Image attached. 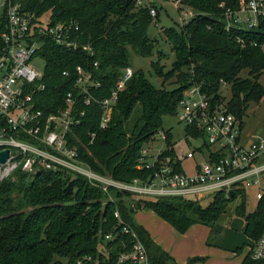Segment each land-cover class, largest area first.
<instances>
[{"label": "trees", "instance_id": "16d2710c", "mask_svg": "<svg viewBox=\"0 0 264 264\" xmlns=\"http://www.w3.org/2000/svg\"><path fill=\"white\" fill-rule=\"evenodd\" d=\"M24 2L26 10L36 15L49 13L52 23L75 20L82 33V43H90L94 49V55L89 56L81 50L68 51L47 39L43 41L38 56L44 62L46 87L36 97L37 110L50 113L64 107V97L74 85L77 65L91 71L94 79L101 83L94 95L102 99L114 86L120 71L130 68L129 49L143 57L152 55L154 41L147 31L152 18L147 8L136 5V0ZM186 3L196 17L184 26H169L164 30V38L175 55L172 69L164 74L159 64L151 65L164 80L163 84L174 76L175 88L157 89L141 70L133 71L118 95L105 130H97L98 109L94 105L84 108L85 118L74 132L84 145L78 147L80 158L96 173L122 183L148 173L138 171L135 160L142 145L161 128L163 118L174 115L182 92L189 84L191 71L195 80L204 81L205 91L216 101L220 99L217 95L220 81L229 84L231 98L226 107L240 122L241 129L248 104L258 103L264 97L259 83L264 71V34L237 30L229 33L224 29L219 4L224 3L225 8L232 10L237 8L238 0H186ZM158 6L159 13L161 6ZM156 15L158 20L159 15ZM5 21L0 18V46ZM236 35L256 46L242 48L236 43ZM93 62L98 68L91 66ZM242 71H247L246 78L240 76ZM63 72H67L68 77L63 76ZM92 131L97 134L89 144L87 134ZM170 138L167 131V144ZM238 197L241 201L235 214L244 219L245 234L255 243L264 232V199L256 201L255 210L247 213L244 191L235 192L230 198L218 192L205 207L198 201L178 197L135 202L131 195L113 189L106 195L78 175L63 178L58 173L45 171L33 176L16 173L14 181L0 183V264H78L76 261L83 257H90L92 261L83 264H94L95 260L113 264L121 251L119 241L103 243L98 232L106 233L117 223L115 210L120 212L123 222L133 228L151 264H176L152 241L145 228L135 224L136 211H152L184 234L195 224L212 229L227 203ZM242 248L234 253L239 255ZM251 249L250 246L240 264H264V260L251 259ZM199 260L192 258L189 264Z\"/></svg>", "mask_w": 264, "mask_h": 264}, {"label": "built area", "instance_id": "2783aa9c", "mask_svg": "<svg viewBox=\"0 0 264 264\" xmlns=\"http://www.w3.org/2000/svg\"><path fill=\"white\" fill-rule=\"evenodd\" d=\"M25 0H0V18L6 19L1 34L0 46V151L9 150L8 160L0 165V183L14 181L16 173L37 175L41 171L60 174L63 178L83 177L90 185L104 194L110 189L140 199L156 201L158 198L178 197L189 201H202L218 192L230 198L244 191L252 192L255 201L264 199V139L257 137L249 144L241 142V127L237 118L226 107L228 101L221 95L230 86L220 81L219 101L209 96L204 81L193 78L189 73V84L182 92L175 113L177 122L185 128V140L201 141L202 145L178 157L173 145L151 154L147 145L154 143L160 134L166 141L167 131L159 129L142 145L135 160V168L148 172L144 177L129 182H119L109 176L96 173L79 156L80 138L74 129L81 126L85 109L94 105L98 109L97 130H105L118 102V95L133 74L131 68L120 71L114 86L104 98H96L95 92L101 83L94 79L91 71L75 67V80L71 91L64 97V107L56 112L37 110L36 97L45 90L44 70L35 67L45 39L68 51L81 50L94 55L90 43L83 44L82 33L73 19L52 23L49 13L36 15L25 8ZM178 14L179 25L184 26L196 17L186 0H168ZM161 0H136V5L148 9L152 22L156 24V7ZM219 7L223 10L224 29L227 32L261 31L264 34V0H238L236 9ZM236 43L242 48L256 46L236 35ZM98 68L97 63L91 64ZM44 67V65H43ZM68 77L67 72L62 73ZM96 132L87 134L89 144ZM80 144V145H79ZM198 156L201 162L194 161ZM193 160L192 172L186 174L182 160ZM201 203V202H200ZM133 204H131V207ZM117 223L106 233L98 236L103 243L119 241L121 251L113 264H151L145 246L125 221L120 212L114 211ZM106 222V221H105ZM253 261L264 260V232L251 246ZM78 264L92 263L90 257L76 261ZM94 264H101L97 260Z\"/></svg>", "mask_w": 264, "mask_h": 264}, {"label": "rangeland", "instance_id": "374dc122", "mask_svg": "<svg viewBox=\"0 0 264 264\" xmlns=\"http://www.w3.org/2000/svg\"><path fill=\"white\" fill-rule=\"evenodd\" d=\"M161 4V5H160ZM161 6L159 10L157 26L152 22L148 28V37L154 41V49L152 55L143 57L135 54L131 49L128 53V65L135 72L141 70L145 78L157 89L164 87L166 90L175 88L176 78L170 77L166 84L160 78L154 69L152 63L159 64L164 74L172 69V62L175 55L172 52L169 42L164 38V30L169 26L177 28L179 25L178 14L173 5L168 3ZM264 54V45L262 46ZM35 67L41 71L44 70L43 60H35ZM240 76L247 77V71H242ZM260 85L264 89V71L259 79ZM221 95L226 101L231 98L230 90L223 89ZM240 135L242 143L249 144L253 139L260 137L264 139V97L260 102H251L248 104L246 115L243 119V126ZM168 131L171 135L169 144L173 145V149L178 157L184 156L188 149H194L202 145L201 141L188 140L186 142L185 128L177 122L175 116H166L162 120L161 128ZM167 142L160 134L155 137L154 143L147 145L151 154H155L158 150L166 149ZM183 170L188 175L192 172L194 161L201 162L200 157L196 156L195 160H182ZM264 161V158H261ZM16 179V177H15ZM14 179V180H15ZM210 196H206L201 202L205 207L210 201ZM241 199H233L228 202L225 212L213 224L210 230L208 226L195 224L184 233H178L174 228L170 227L166 222L160 219L154 212L140 209L134 214V222L137 226L145 228L149 236L158 244L171 258H175L177 264H189L192 258L201 259L191 264H240L242 255L246 254L249 247L254 244L245 234V221L242 217L236 216V207ZM256 201L252 196V192L247 194L246 212L251 213L255 210ZM244 247V248H242ZM242 248L239 255L233 254L236 249Z\"/></svg>", "mask_w": 264, "mask_h": 264}, {"label": "water", "instance_id": "95a60500", "mask_svg": "<svg viewBox=\"0 0 264 264\" xmlns=\"http://www.w3.org/2000/svg\"><path fill=\"white\" fill-rule=\"evenodd\" d=\"M8 157H9V150L0 151V165L4 164L8 160ZM228 193L230 194V196H233L232 191H229Z\"/></svg>", "mask_w": 264, "mask_h": 264}, {"label": "crops", "instance_id": "0c3cea01", "mask_svg": "<svg viewBox=\"0 0 264 264\" xmlns=\"http://www.w3.org/2000/svg\"><path fill=\"white\" fill-rule=\"evenodd\" d=\"M169 2H168V0L165 2V1H163V6H165V5H167ZM210 230H211V228H209ZM152 239V238H151ZM152 241L155 243V241L152 239ZM156 244V243H155ZM233 254H235V253H233ZM247 254V253H246ZM236 256H238V254H235ZM245 256V254L244 255H242V259L240 260V263L242 262V260H243V257ZM172 260H174L175 261V263L177 264V262H176V259L175 258H171Z\"/></svg>", "mask_w": 264, "mask_h": 264}]
</instances>
